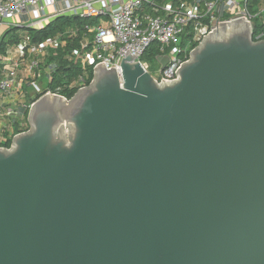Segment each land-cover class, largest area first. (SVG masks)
Listing matches in <instances>:
<instances>
[{
  "label": "water",
  "instance_id": "water-1",
  "mask_svg": "<svg viewBox=\"0 0 264 264\" xmlns=\"http://www.w3.org/2000/svg\"><path fill=\"white\" fill-rule=\"evenodd\" d=\"M128 49L0 147V264H264V38L216 23L173 81Z\"/></svg>",
  "mask_w": 264,
  "mask_h": 264
},
{
  "label": "built area",
  "instance_id": "built-area-1",
  "mask_svg": "<svg viewBox=\"0 0 264 264\" xmlns=\"http://www.w3.org/2000/svg\"><path fill=\"white\" fill-rule=\"evenodd\" d=\"M146 8L155 13L147 12ZM258 14L261 22L256 28L250 0H180L164 4L154 0H0V30L39 29L61 16L95 19L80 30L76 26L65 27L42 41H32L28 32H17L19 42L7 45L0 53V118L12 117L13 124L18 117L17 125L27 129V114L35 99L16 107L14 113L10 107L19 94V77L39 96L49 91L67 98L62 91L76 92L88 85L98 64L114 67L120 75V61L126 49L142 61V66L148 65L141 58L152 43H157V56L166 55L169 61L159 68L157 76L150 68L146 71L157 82L159 79L171 82L177 78V71L188 60L190 51L216 23L244 15L251 25L253 39H263L264 4L259 6ZM79 31L78 47L63 56L67 61L63 73L59 70L58 49L67 46ZM180 34L186 35L184 45L177 43ZM71 65H78V71ZM42 77L47 83L41 88L37 80ZM56 78L60 81L52 89Z\"/></svg>",
  "mask_w": 264,
  "mask_h": 264
},
{
  "label": "trees",
  "instance_id": "trees-1",
  "mask_svg": "<svg viewBox=\"0 0 264 264\" xmlns=\"http://www.w3.org/2000/svg\"><path fill=\"white\" fill-rule=\"evenodd\" d=\"M155 2L161 4L162 2H166L168 0H154ZM172 3H178V0H169ZM264 4V0H250V9L255 8L256 6H261ZM95 19H81L79 17H69V16H61L57 17L55 20L47 23L46 25L42 26L39 29H28V33L30 35V38L32 41H42L47 37L55 35L58 31L63 30L65 27H72L76 26L79 30L82 25H84L87 22H93ZM18 29L11 28L4 31V33L1 35L0 38V51H3L7 45L15 44L19 42V36L17 34ZM81 37V32H78L77 37H75L73 40H69L67 43L66 49L59 48L58 50V60L61 64L59 70H62L64 73V66L67 64V61L63 59L64 53L70 50V48H75L78 46L79 38ZM151 55L156 59L158 55V46L157 43H152L150 46ZM144 56V55H143ZM142 56V58H143ZM78 65H71V68L77 69L78 71ZM57 83L60 81V79L56 78ZM75 93L74 90L72 91H62V94L65 95L67 98H70ZM39 96V94L36 96V98ZM7 147L10 145V141L5 144Z\"/></svg>",
  "mask_w": 264,
  "mask_h": 264
},
{
  "label": "crops",
  "instance_id": "crops-1",
  "mask_svg": "<svg viewBox=\"0 0 264 264\" xmlns=\"http://www.w3.org/2000/svg\"><path fill=\"white\" fill-rule=\"evenodd\" d=\"M180 1V0H178ZM171 1H164L162 2L161 4H164V3H169ZM146 11L149 12V13H155L153 10H151L150 8H146ZM6 29H1L0 30V38H1V35L4 33ZM18 32V31H17ZM28 32V31H26ZM19 33V32H18ZM78 47V46H77ZM67 46H64V47H61V49H66ZM73 48H70V50H68L67 52H65L64 54H67L69 53ZM5 50V49H4ZM3 51H0V53H3ZM59 50V49H58ZM59 54V53H58ZM29 57L27 56L26 59H28ZM23 79V78H22ZM22 79L19 77L18 79V85L20 84V87L18 88L17 87V92L19 94H17L16 96V100L12 103H10V107H12L14 109L13 113L15 112V110L17 109L16 107L20 106L21 104H27V103H30L31 101H33L34 99H36V96L38 95V93L35 91L34 92V95H30V98H28V95H27V92H26V87L29 88L24 81H22ZM23 95V96H22ZM12 115V114H11ZM11 118L12 117H3V118H0V147L1 146H4V147H7L5 144L8 143L10 141L11 143V140H12V137L17 134L18 132H21V128L17 125L18 121L17 119L19 120V118L17 117V119L15 120V122L12 124L11 122ZM26 126L28 128V122H27V118H26ZM24 131V130H22Z\"/></svg>",
  "mask_w": 264,
  "mask_h": 264
},
{
  "label": "rangeland",
  "instance_id": "rangeland-1",
  "mask_svg": "<svg viewBox=\"0 0 264 264\" xmlns=\"http://www.w3.org/2000/svg\"><path fill=\"white\" fill-rule=\"evenodd\" d=\"M251 13L255 16L254 19H253V22L256 23V28H259L260 26V22H261V19H260V16L258 14L259 12V6H256L255 8L253 9H250ZM7 30V29H6ZM5 30V31H6ZM18 32L21 33V34H24L26 32V29L23 28V29H18ZM187 42V38H186V35L185 34H180L178 36V44L179 45H184L185 43ZM144 62H146L148 65H156L157 64V60L151 55V51L150 49H148L146 51V53L144 54L143 58H141ZM150 72L154 75V76H157V73H158V70H159V67H152L149 69ZM39 86L42 88L43 85H45L47 83V81L45 80L44 77H42L41 79H38L37 80ZM57 85V81L56 79L54 80V82L52 83L51 85V88L53 89L55 86ZM29 92L30 95H34V89H32L31 87L27 88L26 87V92ZM27 92V95H28V98H30V95L29 93Z\"/></svg>",
  "mask_w": 264,
  "mask_h": 264
}]
</instances>
